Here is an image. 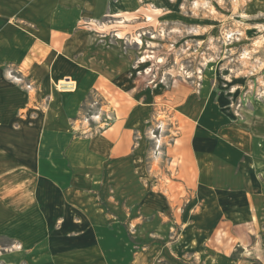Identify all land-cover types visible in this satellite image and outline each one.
<instances>
[{
  "label": "rangeland",
  "instance_id": "rangeland-1",
  "mask_svg": "<svg viewBox=\"0 0 264 264\" xmlns=\"http://www.w3.org/2000/svg\"><path fill=\"white\" fill-rule=\"evenodd\" d=\"M98 3L99 16L92 11L82 20L75 13L68 46L57 54L66 59L55 66L62 76L50 82V93L44 88L46 76H10L30 95V118L46 115L54 98L67 107L62 115L71 119L68 129L87 143L124 112L142 120L136 127L141 131L136 139L140 158L115 168L110 194L117 199L101 204L104 211L119 213L130 231L103 241L95 258L79 263L264 264V0ZM39 51H32L30 65H46L50 72L56 60L47 62L50 54ZM96 80L98 85L91 87ZM79 81L90 91L80 93ZM62 86H73V94L59 95L67 90ZM193 131L222 140L217 149L232 147L236 171L243 166L250 175H259V185L245 190L251 206L240 187L195 194L196 202L189 206L193 194L181 187L171 152L181 135ZM255 195L258 202L252 200ZM156 196L163 197L164 229L154 235V228L149 229L154 222L145 217L154 212L149 207L155 206ZM203 207L206 211L200 213ZM185 213L194 216V235H209H195L191 247ZM144 221L150 226L144 228ZM15 245L0 237V264H10L5 257Z\"/></svg>",
  "mask_w": 264,
  "mask_h": 264
},
{
  "label": "crops",
  "instance_id": "crops-1",
  "mask_svg": "<svg viewBox=\"0 0 264 264\" xmlns=\"http://www.w3.org/2000/svg\"><path fill=\"white\" fill-rule=\"evenodd\" d=\"M98 1L0 0V237L16 244L5 257L10 264H80L95 258L104 246L103 241H113L115 236L121 238L130 231L122 225L119 213H108L101 204L117 199L110 194L111 181H116L112 175L118 171L115 168L133 165L140 158L136 139L141 131L136 127L143 124L142 120L130 111L124 112L109 129L87 143L82 135L68 129L71 119L62 115L67 107L54 98L46 115L30 118V95L10 78L15 74L29 80L32 74L37 78L46 76L44 88L50 93V82L62 76L55 66L66 59L57 54L68 46L69 31L76 27L75 13L80 12L82 20L92 11L99 16L103 12ZM34 48L50 54L47 62L56 60L50 72L46 65H30ZM67 51H72V44ZM36 69L39 71L35 72ZM97 82L91 83V87L97 86ZM80 86V93L90 91L83 82ZM65 93L73 94L66 90L58 92ZM81 98L82 94L78 100ZM78 105L76 101L75 107ZM213 137L207 132L193 131L181 135L173 146L171 155L178 164L181 187L193 194L189 206H194L195 194L232 187L242 188L238 191L243 190L245 203L250 205L245 190L259 185V175H250L243 166L236 171L235 150L217 149L222 148L223 142ZM233 175L234 181L228 177ZM162 198L156 196L153 207L144 204V210L149 207L154 211L149 212L151 217H145L154 224L150 226L144 221L142 225L154 228V235L164 229ZM198 200L206 203V199ZM252 200L258 202V197L255 195ZM205 211L203 207L200 213ZM185 215L191 226L186 229V242L191 247L195 235H209H194V216ZM248 216L253 219L249 212ZM96 261L99 262L92 259L87 264H101Z\"/></svg>",
  "mask_w": 264,
  "mask_h": 264
},
{
  "label": "built area",
  "instance_id": "built-area-1",
  "mask_svg": "<svg viewBox=\"0 0 264 264\" xmlns=\"http://www.w3.org/2000/svg\"><path fill=\"white\" fill-rule=\"evenodd\" d=\"M62 88L67 89L66 91H70V89H73V86H70V87L62 86Z\"/></svg>",
  "mask_w": 264,
  "mask_h": 264
}]
</instances>
